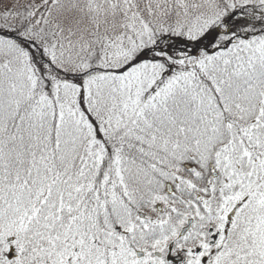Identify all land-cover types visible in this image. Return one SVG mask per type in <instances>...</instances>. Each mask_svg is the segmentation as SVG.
Wrapping results in <instances>:
<instances>
[{"label":"snow or ice","instance_id":"6c2138e0","mask_svg":"<svg viewBox=\"0 0 264 264\" xmlns=\"http://www.w3.org/2000/svg\"><path fill=\"white\" fill-rule=\"evenodd\" d=\"M0 264H264V0H0Z\"/></svg>","mask_w":264,"mask_h":264}]
</instances>
